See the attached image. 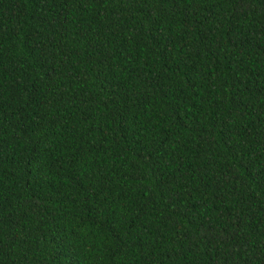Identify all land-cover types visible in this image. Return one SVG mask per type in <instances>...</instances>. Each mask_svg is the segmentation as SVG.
<instances>
[{"label": "trees", "instance_id": "16d2710c", "mask_svg": "<svg viewBox=\"0 0 264 264\" xmlns=\"http://www.w3.org/2000/svg\"><path fill=\"white\" fill-rule=\"evenodd\" d=\"M0 264H264V0H0Z\"/></svg>", "mask_w": 264, "mask_h": 264}]
</instances>
